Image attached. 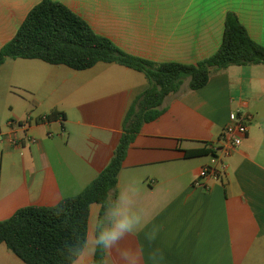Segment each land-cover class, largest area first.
Listing matches in <instances>:
<instances>
[{
    "label": "crops",
    "instance_id": "obj_1",
    "mask_svg": "<svg viewBox=\"0 0 264 264\" xmlns=\"http://www.w3.org/2000/svg\"><path fill=\"white\" fill-rule=\"evenodd\" d=\"M41 1L0 0V48ZM54 1L127 54L155 63L197 64L214 55L229 12L264 46V0ZM148 88L143 73L115 63L76 71L39 59L6 60L0 68V222L21 208L52 207L80 194L109 165L129 109ZM163 107L130 145L116 192L139 189L150 218L145 231L160 228L152 247L163 251V264H264V65L214 72L196 91L187 82ZM231 113L250 116L248 134L225 160L221 178H201L204 167L222 165L211 146ZM28 118L26 128L8 126ZM100 210L91 205L89 225ZM143 236L135 239L144 242ZM108 259L106 251L104 264ZM0 264L25 263L1 244Z\"/></svg>",
    "mask_w": 264,
    "mask_h": 264
},
{
    "label": "trees",
    "instance_id": "obj_2",
    "mask_svg": "<svg viewBox=\"0 0 264 264\" xmlns=\"http://www.w3.org/2000/svg\"><path fill=\"white\" fill-rule=\"evenodd\" d=\"M8 59H39L76 71L101 62L115 63L143 73L149 83L128 111L109 165L80 194L63 199L66 215L56 216L53 207L28 206L0 222V245L5 244L25 264H67L58 250L89 226L91 205H101L117 195L118 175L128 149L143 125L164 113L165 99L179 93L187 82L190 91L202 89L212 73L231 66L264 65V46L250 37L235 13L229 12L223 42L214 55L197 64L155 63L129 55L96 34L64 4L42 0L28 13L14 38L0 48V68ZM105 255V250H98L93 264H104Z\"/></svg>",
    "mask_w": 264,
    "mask_h": 264
},
{
    "label": "clouds",
    "instance_id": "obj_3",
    "mask_svg": "<svg viewBox=\"0 0 264 264\" xmlns=\"http://www.w3.org/2000/svg\"><path fill=\"white\" fill-rule=\"evenodd\" d=\"M63 203L61 198L52 204L56 216L66 215ZM100 207L102 214L58 250L67 264H92L98 250L107 251L109 259L105 264H163V251L152 247L160 228L153 225L145 231L150 218L139 204V189L135 185L118 188L117 195ZM140 232L144 234V242L135 239Z\"/></svg>",
    "mask_w": 264,
    "mask_h": 264
},
{
    "label": "built area",
    "instance_id": "obj_4",
    "mask_svg": "<svg viewBox=\"0 0 264 264\" xmlns=\"http://www.w3.org/2000/svg\"><path fill=\"white\" fill-rule=\"evenodd\" d=\"M42 122L48 121V116H42ZM250 116H238L236 113H231L230 122L223 129L218 141L212 144L211 148L215 154H219L221 158V167H204L200 172L201 178H208L210 176L221 178L227 168L228 164L226 159H228L232 154H234L242 144L243 139L248 134ZM58 120L63 121V116H59ZM30 118L25 121H15L11 120L8 122V126L13 128H26L29 125ZM4 134L0 131V143L4 141ZM17 139H10L9 143L12 146L18 145ZM30 141L36 142L35 139L31 138ZM197 185H201L200 182H196Z\"/></svg>",
    "mask_w": 264,
    "mask_h": 264
},
{
    "label": "rangeland",
    "instance_id": "obj_5",
    "mask_svg": "<svg viewBox=\"0 0 264 264\" xmlns=\"http://www.w3.org/2000/svg\"><path fill=\"white\" fill-rule=\"evenodd\" d=\"M93 221H94V219H93Z\"/></svg>",
    "mask_w": 264,
    "mask_h": 264
}]
</instances>
